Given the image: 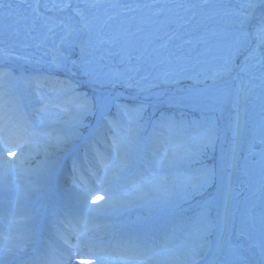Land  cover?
Here are the masks:
<instances>
[{
	"label": "snow or ice",
	"instance_id": "snow-or-ice-1",
	"mask_svg": "<svg viewBox=\"0 0 264 264\" xmlns=\"http://www.w3.org/2000/svg\"><path fill=\"white\" fill-rule=\"evenodd\" d=\"M27 7L33 26L42 24L50 33L56 20L41 7L72 9L80 18L84 40L79 60L72 63L99 97L98 105L81 98L70 80L53 75L67 66L63 46L70 43L71 28L47 65L16 57L26 61L20 74L0 66V264H72L73 254L85 252L94 264H197L214 234L222 250L234 227L231 186L243 132L241 109L255 80L260 81L264 131V0H33ZM197 13L201 20L219 16L225 23L200 40L204 47L195 56L185 53L183 44L166 56L160 53L166 44L152 46L162 30L169 40L179 39ZM10 27L0 21V43ZM87 48L102 54L89 60ZM114 49L126 68L105 72V55ZM8 56L9 49L0 47V61L6 63ZM190 61L193 67H214L211 74L188 75ZM257 65L258 76L252 72ZM150 69L159 83L149 80ZM141 72L145 75L137 80ZM224 77L229 79L218 86L217 79ZM232 81H239L235 89ZM160 85L166 89L151 92ZM117 86L132 99L121 103L119 95L105 91ZM22 88L32 90L34 107L31 101L25 104ZM226 109L235 111L223 129L225 138L231 132L230 173L223 167L224 153L219 169L215 155ZM210 153L211 167L206 162ZM253 155L264 193V146ZM64 167L72 177L70 197L61 191ZM26 202L42 210L34 214ZM162 203L171 212L158 228L153 213ZM129 209L141 212L131 222L134 227L100 220L101 213L115 216ZM102 227L109 236L106 243ZM229 247L222 264H253L243 249ZM259 256L258 264H264V247Z\"/></svg>",
	"mask_w": 264,
	"mask_h": 264
},
{
	"label": "rangeland",
	"instance_id": "rangeland-1",
	"mask_svg": "<svg viewBox=\"0 0 264 264\" xmlns=\"http://www.w3.org/2000/svg\"><path fill=\"white\" fill-rule=\"evenodd\" d=\"M1 7H2V5H0V8ZM189 15H191V14H189ZM49 23L51 24L52 22L49 21ZM224 23H225V19H222L219 16L214 17L212 19H203V20H201L200 15L197 14L196 20H194L192 23L188 24L185 28L180 30V38L177 39V43H175V39L169 40L168 36L165 35V31L166 30H162V31H160L157 34L158 38H154L152 46L153 47H159L160 45H165L166 44L167 46L165 48H161L160 49L161 55L166 56L169 52H172L171 49H172L173 45H175V44H183L184 41H191V47L185 49L184 52L185 53H190L191 56H195L196 53L204 47V45L202 43H200V40L203 37L207 36L211 32V30L218 29V28L222 27ZM251 23L252 24H256V19L254 18ZM18 24L19 23H13L11 25V27L8 29V31L10 33L9 37L4 42L0 43V47H2V44L7 42L6 46L9 49V56L6 58L7 59L6 63H8L9 66L13 65V62L14 63L16 62V64H18L17 62H19L20 64H21V62H26V61H23V60H17L16 57H30L31 58V56L33 54V53L32 54L27 53L20 46V45H30L29 40L26 38L27 36H30V35L28 34L29 30H26V29L22 30L20 33H18L17 31L13 30L14 28H16L18 26ZM24 26H26V24H24ZM114 26H115V23L113 24V27ZM106 31H107V29H106ZM16 33H18V34H16ZM65 34L66 33H64V35ZM93 35H94V33H93ZM34 37L38 39V42H41L40 46L42 47V49L39 50V51L36 50L35 48L30 50V51L35 53L34 56H33V59L31 58V60L33 62L39 61L41 64L47 65L48 62H50L52 60V57L54 55V49L58 45L61 44V39L59 41L58 40L54 41L52 39V37H51V33L50 32L48 33L47 28L44 27V26H43V29L41 31H39L37 33V35H35ZM82 40H84V37L82 38ZM210 42L214 43V41H210ZM35 45L37 46V43ZM253 46H255V42H253ZM86 51L91 53V55H89L87 57V59L93 60V61H95V57H97V56L102 54L101 52H93V50L91 48H87ZM118 51L119 50L116 49L114 52L105 55V61H104V65H105L104 71L105 72H109V71L113 72V73L122 72L120 68H126V64L122 62L120 55L116 54ZM14 52L19 54V56L18 55L15 56ZM133 54L135 55V53H133ZM78 60L79 59L68 60L67 66L65 68L60 69V70H56L55 72L60 71V72L64 73V76H65L62 79H69L67 77V75H65V73H67V71L71 70L72 75L74 73L75 78H77L79 80V83H80L79 87L74 85L76 93H79L81 98L86 97L88 100H89V96H96L97 97V103H98L99 90H97L91 84H89L87 82V80L82 77V74L77 73L76 68H75V66L72 63L73 61H78ZM0 62H4V61H0ZM194 63H195L194 61H190L189 71L187 73L188 75H192V74H195L196 72H201V71H206L208 74H211V72L213 70V67H214V65H212V64L195 65L193 67ZM253 63H255V61H253ZM254 68H252V72H253ZM150 71L152 73V75L149 77V80L151 81V83H153V84L159 83L158 81H156V80H154L152 78L153 76H155V70L150 69ZM237 71H238V69H237ZM143 75H145L144 72L139 73L136 76V79L138 80L139 77L143 76ZM233 75H235V73H233ZM228 79H229L228 77H224L222 79H217L216 83H217L218 86H223L225 81L228 80ZM248 79H249V77L245 75L244 76L245 84H247ZM147 83H148V81H141V84H147ZM208 83L211 84L212 81L209 80ZM238 83H239V81H232L233 89H235V87H236V85ZM259 84H260V81L256 80V81H253V83L251 85H248V93L249 94L251 93L252 90H254L252 96L250 97V95H249V99H250L249 102L252 105V110L249 111V113H248L249 120L246 119V123H247L246 125L249 126V132H248L247 138L244 139L245 130H243L242 136H241V139H240V146H239V149H238V151H240L241 150V146L245 145L246 146V150H248V152H249L248 154L244 155V157H247V158L246 159L243 158V160H242L243 167L246 170L249 169L251 164H254L253 163L254 160L258 159V157H255L253 155V151L259 152L260 148L263 146V145H261L260 140H258V139H261L260 138V134L264 133V131H261V133H260V131L257 128L258 126H260V121H261V108H260V102H259V99H258L260 91H261V89L259 87ZM120 87H123V86H117L115 88H109V89H106L105 91L120 89ZM165 89H166L165 85H160V87L152 88L151 92L159 93V92L164 91ZM91 90H93L95 92H92ZM144 95L148 96L149 93H144ZM235 95H236L235 91H233V99H235ZM26 98L28 100H32L31 101L32 103L36 102V98L35 97L29 96V97H26ZM68 99L71 100V97H68ZM147 102H148V104L152 103L151 100H147ZM150 109H152V108H150ZM241 111H242L243 127H245V120L243 119V116H244V113H243L244 105H243ZM234 115H235V111L234 110L230 111V110L226 109V111L224 113V119L221 121V128H222L221 139L217 142L216 149H215V155L219 156V162H220V166H217L218 169L221 167L220 156H221V153L223 152L224 156H225V159L223 161V167H224V169H226V171L228 173H230L232 171L231 167H229V165H228V154L230 153L231 147H232L231 146V132L229 131L227 133V138H225L223 129L227 127L228 121ZM88 119L89 120L93 119L91 114L89 115ZM86 123H87V121H86ZM58 127H60V126H58ZM255 141L260 143V145H261L260 148H255L254 147V146H256ZM236 155H237V153H236ZM209 159H211V153L209 154L208 160ZM208 165H209V167L212 166L211 164H208ZM174 171L176 172L177 177H179L180 176L179 169H174ZM244 182H245V180H244ZM235 187L237 188V190H239V186H235ZM261 200L263 201L264 199L261 198ZM253 201H255V200H253ZM256 201H258V200H256ZM241 206H243L242 207V210H243L242 211V213H243L242 218H245V221L248 223L247 224L248 227H249V222L256 220V218L259 219V218L262 217V214L259 213L261 211V210H259V208H256V210H255L254 207L253 208L249 207L247 204H242ZM184 207L187 208V205H184ZM263 207H264V205H263ZM166 210H168V212ZM170 212H171L170 207L167 204H163L162 203L154 211L153 215L155 214L156 216L157 215L159 216V215H161V214L163 215L165 213L170 214ZM253 212L255 213V215L252 214ZM118 214L121 215V216L124 215L125 217L127 216V220L130 219L131 221L135 222L133 218L134 217H138L139 215H141V212L138 209H129V210L123 212V213H117V215ZM239 217H241V216L239 215ZM154 221H155V224H156V226L158 228L161 227L163 225V223H164V221H161V219H158V217L154 218ZM251 226L253 227V229H255V226H253L252 224H251ZM239 230L242 231L243 234L248 239L252 240L251 235L247 231H245V227L240 225ZM216 239H217V237H216L215 234L212 237H210L211 244L208 247V249L201 255V257L197 261V264H212L213 263V260H214V258L216 256V252L218 251V249L216 247ZM231 246L239 247V248L245 246L246 250H244V248H243V250L245 251V254L246 255H248V254L250 255V253L247 252L246 245L243 246V245L239 244V246H237V244L233 243V244H231ZM255 249L259 250V247H256V248L253 247L252 251H254ZM229 251H230V247H228L226 249L227 253H225L224 256H226L229 253ZM204 256H206V260H205Z\"/></svg>",
	"mask_w": 264,
	"mask_h": 264
},
{
	"label": "bare ground",
	"instance_id": "bare-ground-1",
	"mask_svg": "<svg viewBox=\"0 0 264 264\" xmlns=\"http://www.w3.org/2000/svg\"><path fill=\"white\" fill-rule=\"evenodd\" d=\"M33 0H27V3H31ZM27 3L24 2V0H0V5L2 7L0 8V21H3L5 24L9 25L13 20L15 22L20 21L21 23H25L28 29H33L38 30L41 28L42 24H37L33 26L32 24V16L34 15L32 12L31 8L27 7ZM41 3H44V0H41ZM6 7V8H5ZM82 7V5H81ZM5 8V9H4ZM40 11L46 15V16H52L56 20V28L54 37L61 38L62 33L59 31L61 28H71L72 29V36L70 37V43L71 45L75 39L76 41V46H68V48L64 49L66 53H70L71 55L74 54H79L80 48H79V38L83 35V33L80 31V18L77 17L76 15H61L59 14L60 12L58 10H52V11H46L43 7H41ZM259 10H257L258 12ZM89 18L91 16L89 15ZM42 20L43 17H40ZM254 19V18H253ZM251 20V22L253 21ZM60 21H63V23H60ZM22 26L21 29H27L24 24H21ZM189 47V43L184 44L183 48ZM176 50V47L174 48V51ZM73 53V54H72ZM70 56V55H68ZM261 68L257 65L254 69L253 72L258 76L260 74ZM256 81V80H255ZM253 91L251 93H248V101L246 104H244V116L243 119L245 120V127H243V130H245L244 133V139L247 138L248 132H249V126L246 124V119L249 120L248 113L249 111L252 110V105L249 102V95L250 97L253 94ZM120 96V94H118ZM258 130L261 133V128L260 126L257 127ZM264 137V133L260 134V138ZM261 141V139H258ZM245 144V143H244ZM264 146V145H263ZM249 152L246 150L245 147H241V151L235 156V176L233 178V183H232V219L234 222V227L230 231L228 235V241L225 243V247L218 252L219 256L215 257V260L213 261L212 264H222L223 260L225 259V253L226 249L229 247V244L237 243L240 245H246L247 247V252L250 253L247 256L249 259L253 262V264H258V261L260 259L259 253L262 247H264V207L263 204L264 200L262 201L261 198L264 199V193L261 192L259 184H258V175L256 174L258 172V167L255 164H251L249 169L246 170L243 165H242V159L247 158L243 157L244 155L248 154ZM255 156V155H254ZM258 157V156H255ZM257 159V158H256ZM253 169V170H252ZM245 180V182H244ZM239 185V190L235 189L236 185ZM237 191V192H236ZM253 200H258L257 203H255ZM242 204H247L249 207H254L255 210L256 208H259L261 212L263 213V217L260 220H254L249 222V227L247 226V222L245 221V218L239 217V212L241 211ZM27 208L34 213V210L38 207L34 204H27ZM249 211V210H248ZM254 213V212H253ZM255 214V213H254ZM255 225V228L259 229H253L251 224ZM125 224V223H124ZM238 225H241L245 227V231H247L251 235V239H248L242 231L239 230ZM253 229V230H252ZM106 234V233H105ZM104 235V231H100V236ZM260 245L259 250H254L250 248L255 246V245ZM243 249V247H241ZM245 250V246H244ZM84 264H94L93 262H88Z\"/></svg>",
	"mask_w": 264,
	"mask_h": 264
},
{
	"label": "water",
	"instance_id": "water-1",
	"mask_svg": "<svg viewBox=\"0 0 264 264\" xmlns=\"http://www.w3.org/2000/svg\"><path fill=\"white\" fill-rule=\"evenodd\" d=\"M260 143L256 142V148H260Z\"/></svg>",
	"mask_w": 264,
	"mask_h": 264
}]
</instances>
